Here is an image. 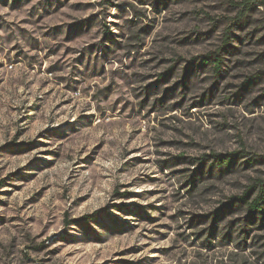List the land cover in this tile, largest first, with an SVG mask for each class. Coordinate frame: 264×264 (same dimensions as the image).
Here are the masks:
<instances>
[{"label":"rangeland","instance_id":"rangeland-1","mask_svg":"<svg viewBox=\"0 0 264 264\" xmlns=\"http://www.w3.org/2000/svg\"><path fill=\"white\" fill-rule=\"evenodd\" d=\"M257 182L264 6L0 0V264H264Z\"/></svg>","mask_w":264,"mask_h":264},{"label":"trees","instance_id":"trees-1","mask_svg":"<svg viewBox=\"0 0 264 264\" xmlns=\"http://www.w3.org/2000/svg\"><path fill=\"white\" fill-rule=\"evenodd\" d=\"M243 1H244V5L246 8L255 4V2L253 0H243ZM221 59L222 58L220 56H216L212 60V64H213L212 66L216 72H218L221 68ZM207 61H208V58H204L202 60V62H207ZM233 160H234V155H228V156L223 157V158L220 156H215V159H213L211 167L216 166L220 170L228 169L232 166ZM204 161H205V159L198 160V162L201 163V166L204 165ZM256 190L258 191V193L254 197V199L249 201V194L253 191H256ZM237 203L240 206H244L246 211L250 215L255 216V217L258 215H259V217L262 216L263 206H264V183H261V182L255 183L252 188L247 189V191L244 193V195L240 199H237ZM229 205L232 206V204H229ZM227 209H229V208H227ZM216 216H217V212L214 215V217L216 218Z\"/></svg>","mask_w":264,"mask_h":264},{"label":"built area","instance_id":"built-area-1","mask_svg":"<svg viewBox=\"0 0 264 264\" xmlns=\"http://www.w3.org/2000/svg\"><path fill=\"white\" fill-rule=\"evenodd\" d=\"M256 3H259L260 5L264 6V0H253Z\"/></svg>","mask_w":264,"mask_h":264}]
</instances>
